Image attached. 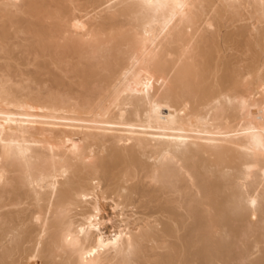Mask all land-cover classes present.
<instances>
[{"label": "bare ground", "instance_id": "1", "mask_svg": "<svg viewBox=\"0 0 264 264\" xmlns=\"http://www.w3.org/2000/svg\"><path fill=\"white\" fill-rule=\"evenodd\" d=\"M0 264H264V0H0Z\"/></svg>", "mask_w": 264, "mask_h": 264}]
</instances>
